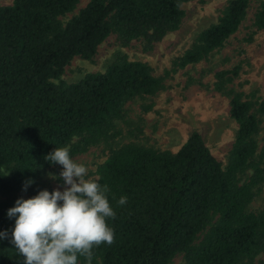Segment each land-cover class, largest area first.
<instances>
[{
    "label": "trees",
    "instance_id": "1",
    "mask_svg": "<svg viewBox=\"0 0 264 264\" xmlns=\"http://www.w3.org/2000/svg\"><path fill=\"white\" fill-rule=\"evenodd\" d=\"M193 0H89L67 22L63 17L80 0H14L0 6V264H22L10 243L18 192L31 189L56 147L70 156L106 138L124 117L125 105L165 87L150 65L122 58L104 72L75 83L54 82L76 57L92 60L102 43L118 34L123 45L143 39L147 50L178 30ZM254 0H230L218 21L203 31L179 59L197 64L222 48L247 17ZM254 25L264 29V0ZM240 67L216 72L214 87L231 97L230 115L238 124L227 166L199 132L177 152L127 144L99 167V183L109 188L116 212L108 220L114 242L93 248L92 264H246L264 252V208L251 211L264 182L257 134L264 98L253 102L228 88ZM79 138L75 141L76 138ZM56 165V164H55ZM252 174L242 182L241 174ZM127 197V203L116 201ZM79 264H87L78 257ZM261 264H264L262 262Z\"/></svg>",
    "mask_w": 264,
    "mask_h": 264
},
{
    "label": "rangeland",
    "instance_id": "2",
    "mask_svg": "<svg viewBox=\"0 0 264 264\" xmlns=\"http://www.w3.org/2000/svg\"><path fill=\"white\" fill-rule=\"evenodd\" d=\"M14 0H0V6ZM230 0H193L183 5L186 12L181 27L170 32L151 50L143 39L123 45L118 34L112 33L98 49L92 60L76 57L66 67L65 73L54 82L75 83L89 73L104 72L113 62L122 58L147 63L156 76L164 78L165 87L154 95L138 96L125 105L124 117L116 120L115 128L87 151L72 158L88 168V177H99V167L112 151L133 143L158 150L177 152L194 132H199L213 154L227 166L232 158V148L237 137L238 124L230 115L231 97L214 87L215 74L219 70L240 67L239 76L228 88L245 94L253 102L264 98V29L254 25L260 0H254L240 29L226 44L208 58L187 67L179 65V59L197 40L201 31L216 23ZM80 0L74 11L64 16V22L88 4ZM260 119L257 161L264 166V114ZM79 138L77 137L75 141ZM62 170L59 164L45 169L38 182L29 190L18 192L16 200L35 196L40 190L60 188L63 181L53 179ZM250 168L240 177L246 180ZM8 199L7 196H0ZM264 208V182L257 188V195L250 205L251 211ZM264 252L246 264H261ZM184 254H179L171 264H184ZM82 264V263H80Z\"/></svg>",
    "mask_w": 264,
    "mask_h": 264
},
{
    "label": "clouds",
    "instance_id": "3",
    "mask_svg": "<svg viewBox=\"0 0 264 264\" xmlns=\"http://www.w3.org/2000/svg\"><path fill=\"white\" fill-rule=\"evenodd\" d=\"M45 159L62 166L58 175H50L63 181V190L43 189L30 198H18L7 210L9 219L14 218L10 243L22 264H79L78 257L92 264L93 248L114 242L108 223L116 217L110 190L99 177H88V168L76 162L68 148L56 147ZM126 203V196L116 201L117 206ZM4 239H9L8 230L0 231V241Z\"/></svg>",
    "mask_w": 264,
    "mask_h": 264
}]
</instances>
